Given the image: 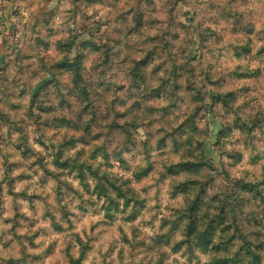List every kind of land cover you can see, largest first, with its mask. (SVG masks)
<instances>
[{
  "label": "clouds",
  "instance_id": "obj_1",
  "mask_svg": "<svg viewBox=\"0 0 264 264\" xmlns=\"http://www.w3.org/2000/svg\"><path fill=\"white\" fill-rule=\"evenodd\" d=\"M0 264H264V0H0Z\"/></svg>",
  "mask_w": 264,
  "mask_h": 264
}]
</instances>
